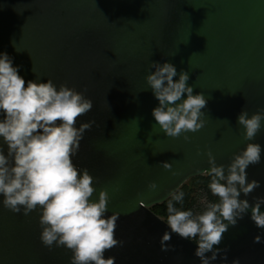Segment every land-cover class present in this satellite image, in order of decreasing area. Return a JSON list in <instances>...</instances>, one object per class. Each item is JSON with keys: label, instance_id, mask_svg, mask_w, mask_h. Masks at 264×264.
<instances>
[{"label": "water", "instance_id": "95a60500", "mask_svg": "<svg viewBox=\"0 0 264 264\" xmlns=\"http://www.w3.org/2000/svg\"><path fill=\"white\" fill-rule=\"evenodd\" d=\"M0 53L18 67L25 87L29 80L50 79L57 89L65 84L92 100V110L75 126L94 123L72 161L93 177L97 191L91 199L102 188L108 191L105 218L119 214L118 243L104 251V259L202 264L198 244L172 232L151 208L209 172L206 152L227 174L234 154L259 144L260 162L245 170L246 183L255 180L259 187L238 199L251 207L264 198V120L251 141L237 122L243 110L251 116L264 109V0H0ZM153 62L172 64L174 82L182 70L188 73L193 95L207 101L201 129L172 138L155 125L152 109L159 102L145 80L155 71ZM2 200L0 195V264H70L71 250L41 242L39 209L13 213ZM165 232L171 239L162 250ZM217 249L210 264H264V228L252 221L251 210L228 226Z\"/></svg>", "mask_w": 264, "mask_h": 264}, {"label": "clouds", "instance_id": "9594fccd", "mask_svg": "<svg viewBox=\"0 0 264 264\" xmlns=\"http://www.w3.org/2000/svg\"><path fill=\"white\" fill-rule=\"evenodd\" d=\"M187 43V42H186ZM185 43V44H186ZM172 55H175L173 53ZM155 71L146 75L158 106L152 109L155 125L168 137L176 138L183 133L196 132L204 126L201 111L206 106L203 94L193 95V88L186 81L185 71L179 73L170 63H151ZM186 94V98H183ZM93 108L92 100L82 92L60 84L57 89L52 80L36 82L25 80L18 74L12 59L0 53V195L4 208L13 213L28 215L39 209L40 240L51 248L65 247L71 250L70 264H114L115 258H103L105 250L117 245L114 230L118 213L105 218L108 211L109 193L100 189L98 198L91 199L97 190L93 187V177L87 168L77 169L72 157L77 154L80 141L94 121L81 123L76 127L77 118ZM264 109L248 115L246 110L238 115L237 122L243 127V138L251 141L261 130ZM136 121L138 125V120ZM186 141L187 135L183 137ZM4 145L7 146L6 154ZM261 146L248 143L234 154L227 166L217 165L212 153L206 152L211 177L209 188L217 203H208L206 210L194 216L192 211H182L174 202L182 203L184 193L173 191L167 203L169 213L167 224L172 232L182 238L199 237L195 255L202 264L215 260L217 250L214 245L222 241V234L229 225H235L237 218L251 210V219L258 228H264V212L260 210L264 198H257L250 207L245 196L259 187L258 181L246 183V168L260 162ZM170 170L172 165L161 162ZM225 181V183H221ZM239 186V188L237 187ZM150 190L157 184L150 182ZM223 221H227L224 223ZM171 239L165 232L162 236V250H167L164 242ZM260 237H254L259 243ZM212 252L211 257H205ZM238 264V261H233Z\"/></svg>", "mask_w": 264, "mask_h": 264}, {"label": "trees", "instance_id": "16d2710c", "mask_svg": "<svg viewBox=\"0 0 264 264\" xmlns=\"http://www.w3.org/2000/svg\"><path fill=\"white\" fill-rule=\"evenodd\" d=\"M210 181L211 177L207 173L188 180L178 190L184 193L182 203L174 202V206L182 211H192L194 216L202 214L206 210L208 203L219 202V198L211 193L209 188ZM171 198H169L164 204L151 208V211L166 223L169 215L167 211V203ZM189 239L197 244L199 242L198 236L195 238L190 237Z\"/></svg>", "mask_w": 264, "mask_h": 264}]
</instances>
